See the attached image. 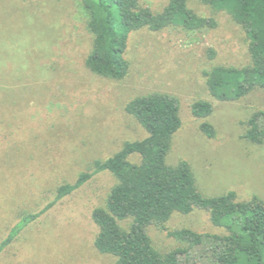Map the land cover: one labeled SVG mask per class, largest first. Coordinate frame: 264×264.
Listing matches in <instances>:
<instances>
[{
    "label": "rangeland",
    "instance_id": "374dc122",
    "mask_svg": "<svg viewBox=\"0 0 264 264\" xmlns=\"http://www.w3.org/2000/svg\"><path fill=\"white\" fill-rule=\"evenodd\" d=\"M140 2L160 13L168 0ZM187 6L213 18L216 27L193 35L174 27L130 33L128 72L114 81L85 67L92 36L80 0H0V243L22 216L51 203L58 187L74 183L124 143L145 138L125 106L151 93L179 102L181 128L172 139L168 165L188 163L204 197L233 191L239 201L253 196L264 201V144L241 138L249 117L264 112V90L219 102L204 76L213 67L247 65L245 36L225 13L199 0H187ZM198 101L212 104L209 117L192 115L191 105ZM202 123L212 126L213 139L201 132ZM114 184L110 174L94 176L25 227L0 253V264H113L93 246L97 227L91 213L104 205ZM165 229L148 232L161 253L180 246L168 231L222 233L202 211L175 214ZM203 252L191 250L186 261L209 264Z\"/></svg>",
    "mask_w": 264,
    "mask_h": 264
},
{
    "label": "trees",
    "instance_id": "16d2710c",
    "mask_svg": "<svg viewBox=\"0 0 264 264\" xmlns=\"http://www.w3.org/2000/svg\"><path fill=\"white\" fill-rule=\"evenodd\" d=\"M141 0H80L92 36V49L85 60L86 69L102 78L120 81L128 72L124 56L128 35L140 30L160 32L168 27L188 34L214 29L213 18H203L187 6V0H168L160 13H154ZM215 12H223L238 25L245 36L249 62L241 68L213 67L204 72L210 96L219 102L237 101L254 90H264V0H199ZM213 111L209 102L191 105L195 118H207ZM146 133V137L126 142L103 161H94L91 170L78 175L72 184L56 190L54 199L39 213L20 218L0 243V253L19 233L58 202L82 188L98 174H110L115 184L102 207L93 209L91 221L97 227L95 250L114 259L113 264H189V252L202 248L209 264H264V201L253 196L239 201L233 191L204 197L197 189L190 165L167 164L172 139L181 128L179 102L168 94L151 93L136 97L125 106ZM201 132L214 138L209 123ZM241 138L264 144V112L253 113ZM138 159L133 162L132 158ZM205 212L211 225L222 233L198 234L176 229L167 236L180 246L161 253L155 249L149 229L165 231L175 215ZM125 224V227L122 226Z\"/></svg>",
    "mask_w": 264,
    "mask_h": 264
}]
</instances>
